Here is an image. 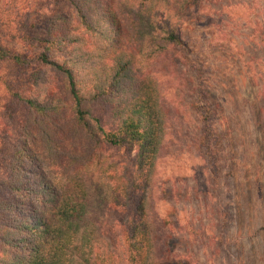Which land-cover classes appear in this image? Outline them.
Instances as JSON below:
<instances>
[{"label": "rangeland", "instance_id": "374dc122", "mask_svg": "<svg viewBox=\"0 0 264 264\" xmlns=\"http://www.w3.org/2000/svg\"><path fill=\"white\" fill-rule=\"evenodd\" d=\"M62 12L69 6L60 0H0V43L33 58L25 67L0 60L1 165L19 141H31L28 131L42 163L46 131L53 146L63 143L62 156H83L90 146L71 120L63 77L35 58L42 50L33 46L35 29L19 37L39 15L41 26L43 13ZM66 27L78 38L76 48L99 54L98 42L77 22ZM181 36L182 43L134 68L158 79L169 114L150 203L159 255L170 264H264V0H202L185 16ZM16 92L59 104L49 116L54 125L34 123L49 117L35 116ZM203 106L210 109L211 147ZM96 107L110 123V105ZM107 157L120 170L130 164L124 150L109 149ZM114 216L117 235L129 227L132 208H116Z\"/></svg>", "mask_w": 264, "mask_h": 264}, {"label": "trees", "instance_id": "16d2710c", "mask_svg": "<svg viewBox=\"0 0 264 264\" xmlns=\"http://www.w3.org/2000/svg\"><path fill=\"white\" fill-rule=\"evenodd\" d=\"M60 1L69 13H43L48 14L44 25L39 15L19 37L30 38L35 29L33 46L42 48L35 58L63 77L71 120L91 143L83 156H62L63 143L53 146L46 131L48 157L42 163L32 147L36 137L28 131L32 143L19 141L0 164V264H170L159 255L156 215L150 209L169 114L158 79L138 76L134 68L141 59H155L182 43L181 24L202 0ZM70 21L98 42V55L76 48L78 38L66 27ZM0 60L25 67L33 58L0 43ZM14 96L35 116L48 118L61 109L55 101ZM99 101L110 105V123L96 109ZM209 113L203 106L211 147ZM51 122V117L34 120L41 128ZM109 149L131 156L127 170L107 157ZM127 207L133 211L130 225L113 235L115 209Z\"/></svg>", "mask_w": 264, "mask_h": 264}]
</instances>
